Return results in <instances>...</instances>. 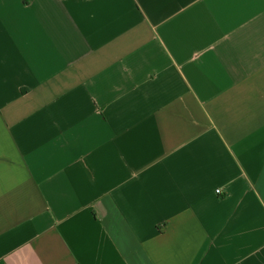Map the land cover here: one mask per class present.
Wrapping results in <instances>:
<instances>
[{"label": "crops", "instance_id": "1", "mask_svg": "<svg viewBox=\"0 0 264 264\" xmlns=\"http://www.w3.org/2000/svg\"><path fill=\"white\" fill-rule=\"evenodd\" d=\"M0 264H264V0H0Z\"/></svg>", "mask_w": 264, "mask_h": 264}, {"label": "built area", "instance_id": "2", "mask_svg": "<svg viewBox=\"0 0 264 264\" xmlns=\"http://www.w3.org/2000/svg\"><path fill=\"white\" fill-rule=\"evenodd\" d=\"M216 193H217V194H219V193H220V191H219V190H216Z\"/></svg>", "mask_w": 264, "mask_h": 264}]
</instances>
